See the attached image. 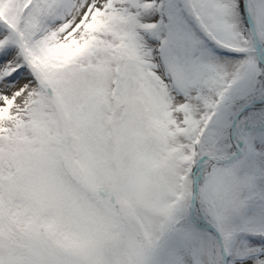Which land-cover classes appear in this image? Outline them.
<instances>
[{
  "label": "snow or ice",
  "instance_id": "6c2138e0",
  "mask_svg": "<svg viewBox=\"0 0 264 264\" xmlns=\"http://www.w3.org/2000/svg\"><path fill=\"white\" fill-rule=\"evenodd\" d=\"M0 264H264V0H0Z\"/></svg>",
  "mask_w": 264,
  "mask_h": 264
}]
</instances>
